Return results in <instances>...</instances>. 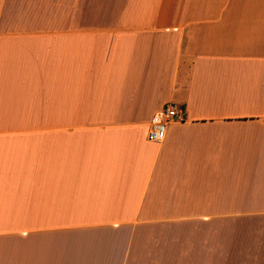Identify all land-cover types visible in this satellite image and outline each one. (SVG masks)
I'll list each match as a JSON object with an SVG mask.
<instances>
[{
  "label": "crops",
  "instance_id": "0c3cea01",
  "mask_svg": "<svg viewBox=\"0 0 264 264\" xmlns=\"http://www.w3.org/2000/svg\"><path fill=\"white\" fill-rule=\"evenodd\" d=\"M0 264H264V0H0Z\"/></svg>",
  "mask_w": 264,
  "mask_h": 264
},
{
  "label": "built area",
  "instance_id": "2783aa9c",
  "mask_svg": "<svg viewBox=\"0 0 264 264\" xmlns=\"http://www.w3.org/2000/svg\"><path fill=\"white\" fill-rule=\"evenodd\" d=\"M185 111L174 103L168 102L155 112L146 131V139L151 142H161L166 136L167 127L172 123H181L185 120Z\"/></svg>",
  "mask_w": 264,
  "mask_h": 264
}]
</instances>
